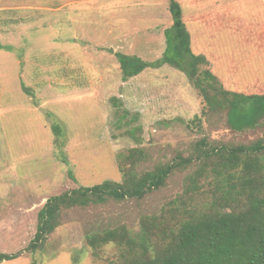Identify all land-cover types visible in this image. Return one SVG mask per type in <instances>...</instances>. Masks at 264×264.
Segmentation results:
<instances>
[{"label":"rangeland","instance_id":"374dc122","mask_svg":"<svg viewBox=\"0 0 264 264\" xmlns=\"http://www.w3.org/2000/svg\"><path fill=\"white\" fill-rule=\"evenodd\" d=\"M86 1L57 0L67 4L57 14L62 23L48 26L41 14L49 0H0V253L26 248L50 197L121 182L118 156L132 148L146 150L149 159L140 170L149 171L176 155L186 157L201 139L236 145L258 136L235 134L218 119L191 124L203 102L186 76L168 65L122 82L113 51L148 63L160 59L161 31L172 22L168 0ZM178 2L193 52L206 56L229 90L264 87V42L253 44L264 32V0ZM150 9L169 17L155 36L149 32L142 40L133 31L143 35ZM200 15L218 22L204 27L193 20ZM52 125L59 126L58 138ZM135 127L141 128L140 143L126 134ZM192 171L176 173L141 201L65 210L41 249L0 264H108L115 247L94 256L85 233L122 223L137 231L140 218L172 200Z\"/></svg>","mask_w":264,"mask_h":264},{"label":"trees","instance_id":"16d2710c","mask_svg":"<svg viewBox=\"0 0 264 264\" xmlns=\"http://www.w3.org/2000/svg\"><path fill=\"white\" fill-rule=\"evenodd\" d=\"M172 24L163 32L165 49L160 59L148 63L136 55L116 52L122 82L146 69L164 65L183 73L203 102L200 116L191 124L218 119L235 134L258 136L247 144H210L197 141L184 157L141 171L149 156L132 148L118 156L121 182L106 180L93 187H79L47 199L38 212L36 231L25 249L0 253V263L41 249L60 225L63 211L104 205L110 201H141L160 191L176 173H185L181 191L157 212L144 215L137 231L126 224L96 228L85 233L94 256L107 246L115 247L108 264H264V87L250 85L229 90L212 71L211 63L192 50V34L183 19L178 0H168ZM204 27L211 18H193ZM253 44L259 48L264 32ZM22 89L26 92L25 87ZM124 116H120L122 120ZM56 138L57 125L51 126ZM140 127L126 134L139 142ZM57 140V139H56ZM140 143V142H139ZM71 179V171H68Z\"/></svg>","mask_w":264,"mask_h":264},{"label":"crops","instance_id":"0c3cea01","mask_svg":"<svg viewBox=\"0 0 264 264\" xmlns=\"http://www.w3.org/2000/svg\"><path fill=\"white\" fill-rule=\"evenodd\" d=\"M50 1V5L48 6V8H44L43 9V14H41V16L43 17V19H44V21H45V23H46V25H48V26H52V25H54V24H56V23H62V20H61V18L60 17H58V13L60 12V11H62L64 8H66V6H67V4L66 3H62V4H58V5H56V3H57V0H49ZM99 1L100 0H88V1H86V3H89L90 2V4L92 5H98L99 4ZM58 2H61V0H58ZM109 8H111L112 9V4L109 6ZM108 8V9H109ZM150 13H149V16H146V18H147V24H149V25H147V26H145V28H144V33H143V35H141V33L139 32V30H134L133 32H134V34H136V35H139V36H141V38H142V40L145 38V34L146 35H148L149 34V32H152L153 33V35L155 36L156 35V33H157V31H159V30H157L159 27H160V29L162 28V22H163V19H164V15H167L168 16V14H164L163 15V13H159L160 12V10L159 9H157V10H155V9H150ZM113 16V15H112ZM169 17V16H168ZM113 18V17H112ZM148 19H150V20H148ZM170 21V20H169ZM171 24H172V22H171ZM152 26H155L154 27V31L152 30L151 31V27ZM170 26H168L167 28H169ZM166 28V29H167ZM163 32H164V30H162L161 31V35H162V37H163ZM140 33V34H139ZM151 34V33H150ZM131 36V34H128L127 36H122L121 38H123V39H125L126 37H130ZM148 39H151V36H149V37H147ZM131 41H133L134 40V37L132 36L131 37ZM152 39H154V38H152ZM152 40H149V41H147L146 43H147V45H148V43H150ZM103 49V48H102ZM109 50L111 49V48H108ZM117 51H113V54L114 53H116ZM153 53V52H152ZM155 54V53H154ZM138 56V55H137Z\"/></svg>","mask_w":264,"mask_h":264}]
</instances>
